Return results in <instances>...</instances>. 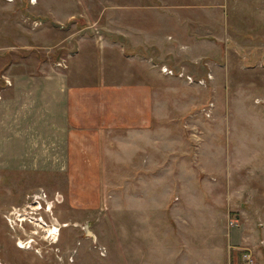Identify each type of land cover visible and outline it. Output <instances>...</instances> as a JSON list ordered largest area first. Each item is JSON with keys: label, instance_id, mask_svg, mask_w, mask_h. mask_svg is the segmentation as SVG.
<instances>
[{"label": "rangeland", "instance_id": "374dc122", "mask_svg": "<svg viewBox=\"0 0 264 264\" xmlns=\"http://www.w3.org/2000/svg\"><path fill=\"white\" fill-rule=\"evenodd\" d=\"M81 35L123 48L141 43L152 64L181 67L194 79L211 75L205 84L164 75L175 80L163 82L174 90L164 109L176 111L164 120L176 125L181 156L164 168L185 172L183 187L203 184L211 204L204 226L197 206L179 235L193 231L191 247L209 254L192 264H264V0H0V264H147L139 243L124 240L133 215L121 210L120 195L110 209L106 199L102 208H77L50 161L53 149L45 155L40 142L33 156L27 146L10 147L28 121L17 112L33 89L28 79L67 67ZM165 175L163 186L174 180ZM182 197L200 202L197 192Z\"/></svg>", "mask_w": 264, "mask_h": 264}, {"label": "crops", "instance_id": "0c3cea01", "mask_svg": "<svg viewBox=\"0 0 264 264\" xmlns=\"http://www.w3.org/2000/svg\"><path fill=\"white\" fill-rule=\"evenodd\" d=\"M96 41L81 35L68 54L67 67L56 76L49 72L43 78L34 75L28 79L33 89L25 96L26 108L17 111L29 114L28 121L22 140H10L11 150L18 152L19 143L34 156L40 142L45 155L53 149L55 157L50 161L58 163V174L66 177L70 199L77 208H102L106 199L110 209L111 200L120 195L121 210L133 215L124 225L128 226L124 240L139 243V256L147 264H160L162 258L170 259L171 264L208 258L204 250L191 247L193 231L189 239L187 228L185 235H179L189 218L195 220L197 206L203 210L204 226V209L211 206L203 195L205 186L195 183L190 189L183 187L180 178L185 172L172 165L164 168V162L178 163L181 157L172 132L176 125L164 120L176 111L164 109V100L174 90L165 91L163 82L175 80L164 78L166 74L159 70L158 62L148 60L141 43L131 49L117 41ZM16 76L13 73L12 80L5 78L11 84ZM39 81L42 88L36 89ZM22 153L18 155L23 158ZM185 156L188 159L191 155ZM164 171L166 177L174 178L167 186L162 183ZM196 173L192 170L186 175L193 179ZM149 177L155 181L148 184ZM192 192L200 194V202L181 203L182 194ZM162 241L168 242L165 251L158 248Z\"/></svg>", "mask_w": 264, "mask_h": 264}, {"label": "built area", "instance_id": "2783aa9c", "mask_svg": "<svg viewBox=\"0 0 264 264\" xmlns=\"http://www.w3.org/2000/svg\"><path fill=\"white\" fill-rule=\"evenodd\" d=\"M158 68H159V70H160L162 73H164V74H166V75H177L178 77H185V79H186L188 82H190V83H191V82H197V83H199V84H205V79H206V78H210V76H211V75L208 73V74L206 75V77H199V78H197V79H194L192 75L186 73V72L184 71V69L181 68V67L174 69V68H172V67H170V66H167L166 64H160V65L158 66ZM6 80H7V79H6ZM7 82H8V80H7ZM211 107H212V105H211V103L209 102L205 107L202 108V110L205 111V114H206L207 116L210 114V109H211ZM233 222H234V220L231 219V220H230V224H232ZM243 255H244V257H245L247 260L250 259L249 254H248L247 251L243 252Z\"/></svg>", "mask_w": 264, "mask_h": 264}, {"label": "bare ground", "instance_id": "6f19581e", "mask_svg": "<svg viewBox=\"0 0 264 264\" xmlns=\"http://www.w3.org/2000/svg\"><path fill=\"white\" fill-rule=\"evenodd\" d=\"M19 218L23 219L24 217H19Z\"/></svg>", "mask_w": 264, "mask_h": 264}]
</instances>
